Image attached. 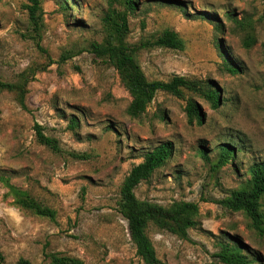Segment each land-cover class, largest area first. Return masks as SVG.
<instances>
[{"label":"rangeland","instance_id":"obj_1","mask_svg":"<svg viewBox=\"0 0 264 264\" xmlns=\"http://www.w3.org/2000/svg\"><path fill=\"white\" fill-rule=\"evenodd\" d=\"M132 1L39 0L34 25L31 0H0V80L18 87L0 89V264H52L51 253L147 264L120 212V187L169 141L170 157L134 193L164 207L194 202L198 213L188 239L147 224L157 264H225L214 256L221 248L238 264H264V235L217 202L252 187L264 163V0ZM115 24L147 80H207L219 102L183 89L142 105L133 72L90 51L113 40ZM188 100L202 123L189 120ZM26 197L54 218L25 207Z\"/></svg>","mask_w":264,"mask_h":264},{"label":"trees","instance_id":"obj_2","mask_svg":"<svg viewBox=\"0 0 264 264\" xmlns=\"http://www.w3.org/2000/svg\"><path fill=\"white\" fill-rule=\"evenodd\" d=\"M31 2L32 5L29 6V11L33 24L36 25L38 22L35 15L39 0H31ZM127 2L130 9L136 6V2L134 3L132 0H127ZM115 26V34H112L113 40L104 41L103 43L94 42L91 44L90 51L99 59L110 62L118 68H126L133 72L139 87L137 90L141 92L142 105L150 102L157 91H164L182 97L183 89L197 92L206 90L205 96L212 104L216 105L219 102L218 90L214 89L207 80L189 79L181 75H175L168 81L147 80L133 53L125 45L122 35L123 26L118 24H115ZM171 35L173 36V33ZM227 71L235 74L238 68L231 66V63H229ZM0 89L17 90L18 87L10 82L0 80ZM186 112L190 121L197 120L198 123H202L203 115L192 100L187 101ZM34 127L40 141L51 147L55 146L53 140L44 135L40 125L35 124ZM223 151L225 157L233 154L232 150L225 147H223ZM171 153L172 143L170 141L157 145L144 155L140 163L130 169L120 187V212L127 220L129 235L136 247V255L147 264H157L159 262L155 250L145 233L147 224L152 222L159 228L188 239L187 229L194 225L195 216L198 213V205L194 202L179 201L173 203L170 207H164L150 201H140L134 193L137 185L147 180L156 169L161 167ZM253 176L252 187L236 190L229 197L217 202L231 211L243 212L250 218L256 231L260 235H264V216L261 212L260 202L264 195V163L254 166ZM22 204L38 215L54 218L55 212L53 209L43 206L31 197L24 198ZM214 256L225 264H238L236 254L228 249L221 248ZM49 258L52 264H83L79 259L58 253H51Z\"/></svg>","mask_w":264,"mask_h":264}]
</instances>
